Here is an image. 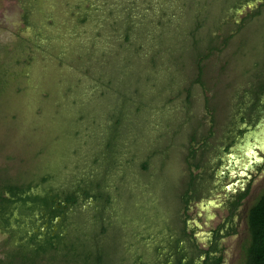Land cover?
Wrapping results in <instances>:
<instances>
[{
	"label": "rangeland",
	"instance_id": "rangeland-1",
	"mask_svg": "<svg viewBox=\"0 0 264 264\" xmlns=\"http://www.w3.org/2000/svg\"><path fill=\"white\" fill-rule=\"evenodd\" d=\"M223 2L224 5L221 4ZM242 2L0 0V82L6 86L0 97V184L6 179L16 185L24 180L28 182L34 174H46L47 171L41 170L47 167L49 170L55 169L61 181L66 177L67 183L71 181V173L76 170H96L87 157L91 146L82 142L88 134L85 130L91 132L93 129L92 121H79L77 130L82 132L78 135L79 139L75 140L69 135V124L74 129L77 125L72 112L76 104L72 102L81 99L90 118L97 114L98 118L101 114L103 118L102 110L107 106L105 99L111 98L113 92L108 90V86L97 82V79L102 73L114 71L108 64L102 66L106 59H118L115 55H119H114V51L120 53L116 44L122 40L120 35L123 28L119 30L117 24L123 20L127 7L131 6L137 24L131 39L143 44L137 56L142 57L141 61H149L152 51L145 44L152 39L154 30L159 31L166 26L165 19L169 18L173 10L177 11L173 19L185 23L195 9L205 6L209 20L205 21L204 16H201L199 20L204 26L196 33L189 27L182 35L180 27L175 31L178 46H189L193 39L200 37L207 39L204 46L197 45V49L203 53L199 60L202 68L200 82L203 85L197 82L199 71L196 61L187 57L188 51L181 54L172 47L174 53L171 58L170 53H159V62L156 64L161 75L160 81L156 88L153 87L155 84L145 88L146 99L151 100L144 99L147 106L134 119L128 135L125 134L123 150L114 155L117 166L110 179L114 183L120 182L125 194L134 193L133 200L144 207L150 205L149 199L153 195L145 190L147 184L144 181H152L158 188L170 181L172 194H167L162 200L167 201L165 203L176 216L175 223L178 224L180 213L183 212L180 183L183 188L189 180L184 158L188 153L190 135L194 134L195 161L200 164L193 174L198 198L190 205L187 224L189 228L195 229L199 246H204L210 232L221 226L229 215L223 204L228 196L226 189L234 192L246 183L244 177H240L241 185L236 183V186H232L231 182L238 178L236 174L242 171L230 169L232 158L229 155L240 157L241 150L237 147L245 140L257 146L248 132L259 135L264 130V113L257 116L254 112L259 107V101L264 102V96L257 88L264 79V31H261L258 21L263 19L264 10L262 7L263 14L260 17L249 16L248 13L253 12L249 9H254V5L249 4L247 9L242 6ZM83 18L85 21H82ZM173 32L174 29L171 34ZM228 36L231 37L226 39ZM105 37H108L107 42L103 41ZM103 44V49L108 51L104 55L100 53ZM171 80L174 81V87H169L171 90L157 93L161 87H167V81ZM102 89L107 93L104 101L96 94ZM243 116L252 120V123L244 125L240 121ZM167 120L170 121L168 124ZM99 131L98 128L95 134H101ZM232 133L236 141L226 151ZM259 137L264 138V135L260 134ZM204 138L206 142L203 144ZM74 148H80L81 151L74 154ZM54 150L56 152L53 154L51 151ZM252 151L256 157L262 158L258 162L264 166V149L263 154L256 148H252ZM148 155L153 156L150 168L141 171L140 176L144 179L138 181L134 177L136 172H140L139 162ZM240 159L241 162L236 164L239 169L253 160ZM38 166L42 169H38ZM162 167L163 171L160 170ZM225 168L233 171L230 178L221 184ZM122 170L126 182L121 180ZM34 181L38 182V179ZM38 188L34 187L32 191L40 192ZM263 188L264 169L250 183L248 196L233 219L235 234L221 240L224 264H243L248 240L245 215ZM125 194L123 199L127 201L128 196ZM89 214V210L83 206L76 217L85 221ZM153 228H150L151 231ZM23 229H27V223ZM128 229V225L124 226L121 237L131 238ZM17 243L16 240L8 242L6 229L0 227V260ZM149 243L147 248L150 250L152 244ZM112 248L111 243H105V249Z\"/></svg>",
	"mask_w": 264,
	"mask_h": 264
},
{
	"label": "trees",
	"instance_id": "trees-1",
	"mask_svg": "<svg viewBox=\"0 0 264 264\" xmlns=\"http://www.w3.org/2000/svg\"><path fill=\"white\" fill-rule=\"evenodd\" d=\"M221 4L224 5V2ZM241 4L247 9L249 4L254 5V9H249L253 11L248 13L249 16L260 17V14H263L261 8L263 7L264 10V0H243ZM237 6L239 5L235 7ZM127 8L123 20L117 24L119 30L123 28L120 35L122 40L118 44L113 42L118 46L117 49L120 52L114 51V55L115 53L119 55H115L118 59H106L105 65L102 66L106 67L108 64L114 71L102 73L97 79V82L108 86V90L114 94V96L111 95V98L105 99L106 91L102 89L99 90V93L95 92L99 99L103 101L105 99L107 102L106 109L103 107L102 110L103 118L101 119L102 114L99 118L98 114L90 118L85 110L86 107L80 101L81 99L72 102L76 104V109L72 112L77 125L74 129V126L69 124V135L75 140L79 139L78 135L82 133L81 130H77L79 121L83 120L82 122H84V119L92 121L94 130L92 129L90 132L87 127L88 130L85 131L88 134L82 142L89 143L91 146L87 157L96 166V170L90 172L76 170L73 174L71 173V181L67 183L66 177L61 181L57 171L49 170L47 167L41 170L47 171L46 174H34L33 178H29L31 180L28 179V182L24 180L16 185L12 184L10 179H6L1 183L0 227L6 229L11 239L19 243L6 254L3 260H0V264H223L225 262L221 239L235 234L233 217L242 200L249 193L250 184L242 192L237 191L231 202L227 201L226 205L230 214L225 220V227L220 226L212 230L207 243L200 247L199 240L194 234L195 229L189 228L187 224L190 205L198 198L193 174L200 168V164L195 161L196 137L194 134L190 135L188 153L184 158L187 163L189 180L183 188L180 183L182 189L180 200L183 212L180 213L178 224L175 223L176 216L169 211L168 205L165 203L167 201L163 202L162 200V197L172 194L170 181L159 185V188L152 181H144L147 184L145 190L153 194L149 199L151 200L150 205L144 207L135 202V199L133 200L134 193L125 194L119 185L120 182L114 183L110 180L113 177V169L117 166L114 155L123 150L125 134L128 135L129 129L134 124V119H137L140 111H143L147 106L144 100L147 95L145 88L153 84H155L153 87L156 88L160 81L161 75L157 69L158 64H156L159 62L157 58L159 53L161 51L170 53L171 58L174 53L172 47L181 54L188 51L187 57L196 61L199 71L197 82L202 84L200 82L202 68L199 60L203 53L197 49V45H203L207 39L200 37L193 39L189 46H178L179 40L175 36V31L180 27L182 35L189 27L193 33H196L204 26V23L201 24L199 20L201 16H204L205 21L209 20L205 6L195 9V12L191 13L189 21L187 18L185 23L183 21H178V23L176 19H173V16L177 14V11L173 10L169 18L165 19L166 26L159 31L154 30L152 39L145 44L152 51V55L148 58L149 61H141L142 57L139 58L137 52L140 51L139 47L143 44L131 39L137 24L134 22L131 6ZM166 11L169 13L168 10ZM82 21H85V18ZM258 21L261 31H264V17ZM171 22L175 25L170 26L173 24ZM172 29L174 32L171 34ZM238 31H240V25ZM230 37L228 36L226 39ZM107 39L108 37H105L103 41L107 42ZM103 48L104 44L101 46L100 53L107 54L108 51ZM210 49L216 50L214 47H210ZM5 82L6 80H4ZM1 84L2 82H0V97L6 88ZM173 84L174 81H167V87L159 86L161 88L157 93L161 94L166 89H170V86L174 87ZM257 88L264 96V79ZM146 100L149 101L151 98ZM242 120L244 122V118ZM169 122L167 120L166 123ZM211 122L213 123V119ZM248 122L252 123V120L248 119L246 124ZM98 128L101 134L96 135ZM211 133L210 131L209 135ZM202 142L204 144L206 138ZM74 149V154L81 151L80 148ZM51 152L54 154L56 151ZM152 157L148 155L139 162L140 170L138 168V171L140 172H136V175L139 174L138 177L135 175L136 180L144 179L140 176L141 171L149 170ZM40 168L42 169L38 166V169ZM160 170L163 171V167ZM124 176L125 172L123 171L121 174L123 182L126 180ZM35 179H38V182L34 181ZM34 187H40L41 191L33 192L32 188ZM6 194L11 198L14 197V200L7 198ZM124 194L128 196L127 201L123 199ZM15 202L17 205H13ZM83 206H86L90 212L89 218L85 221L81 220L79 216L76 217L79 208ZM13 209L18 212L17 217L13 215ZM24 216L26 217L24 218ZM245 218L248 240L242 263L264 264V188L247 209ZM25 223H27L28 232L22 228ZM43 225H46L45 229H42ZM126 225L129 227L128 232H131V238L121 237V232ZM14 226L17 228H12ZM54 226H56V230ZM150 228H153V231ZM129 239H133V241H129ZM106 242L107 244L111 243L113 248L105 249ZM149 242L152 244L150 250L147 248Z\"/></svg>",
	"mask_w": 264,
	"mask_h": 264
},
{
	"label": "flooded vegetation",
	"instance_id": "flooded-vegetation-1",
	"mask_svg": "<svg viewBox=\"0 0 264 264\" xmlns=\"http://www.w3.org/2000/svg\"><path fill=\"white\" fill-rule=\"evenodd\" d=\"M258 103V102H257ZM255 115H259V114H262V113H264V102L263 101H259V107H256L255 108ZM242 118H244V125H246L245 123H246V121H247V119L243 116V117H241L240 118V121L241 122H243V120H242ZM246 129V128H245ZM240 131V129L237 131V132H239ZM255 132H251V131H249L248 132V134L249 135H251V140H253V141H255V142H257V146L256 145H254V144H251L250 145V143H248L249 144V146H247L246 145V140L244 141V142H242L241 143V145H239V147H237V149H239V150H241L240 151V157H234V156H232V155H229V158H232V160H231V168L230 169H232V168H235L236 170H238V171H242V173H240V174H236V177H238L237 179H234V182H231L233 185L232 186H236V183H238V185H241V183H242V180L240 179V177H244L243 178V180H245L246 181V183L244 184V187L242 188H238V189H236V191H234V192H231L228 188L226 189V194H228V196H226L225 197V202L223 203L224 204V207L225 208H227V212H228V214H230V212H229V208H228V206L226 205V203H228V202H231L233 199H234V196H235V193L238 191V192H242L244 189H245V187L246 186H248L250 183L252 184V182L254 181V179H255V177H256V175H258L259 173H261L262 172V170L264 169V166H260L259 165V162L258 161H260L262 158H260V157H256V155L254 156V152L252 151V148H256L260 153L262 152V154H263V151H262V149H264V138H262V137H259V135L261 134V132H259L258 134L259 135H253ZM262 134L264 135V130L262 131ZM234 136V133H232V134H230L229 135V143L228 144H226V146L228 145V149L226 150V147H225V150L226 151H228L229 150V148H230V146L233 144V143H235V141H236V139L233 137ZM238 137V136H237ZM248 137V136H247ZM252 152L254 153L253 155H252ZM240 158H245L246 160H249V159H253V160H250V161H248L247 162V164L246 165H243V166H241L240 167V169L237 167V165L236 164H238L239 162H241L240 160ZM255 160V161H254ZM258 163V164H257ZM230 169H228V168H225V171H226V173L225 174H223L222 175V182H221V184H224L225 183V180H227V179H229L230 178V174L232 173V171L230 170ZM238 180V181H237ZM215 189H217V191H219L220 190V188H215ZM247 196H248V194H247ZM247 196L242 200V203H241V205L238 207V210H237V212H236V214L238 213V211H239V209H240V207L242 206V204L244 203V201H245V199L247 198ZM6 197L7 198H10L11 200H14V197L13 198H11V196H9L8 194H6ZM228 201V202H227ZM210 204V203H209ZM13 205H17L16 204V202L15 203H13ZM12 213H13V215L15 216V217H17L18 216V212L15 210V209H13V211H12ZM236 214H235V216H236ZM229 216V215H228ZM234 216V217H235ZM234 217H233V219H234ZM58 220V219H57ZM225 225H226V223L224 222L221 226L222 227H225ZM45 227H46V225H43L42 226V229H45ZM220 227V226H219ZM23 228V227H22ZM54 229L56 230V226H54ZM25 230H27V229H25ZM27 232H28V230H27ZM224 238V237H223ZM222 238V239H223ZM221 239V240H222ZM11 236L10 235H8V242H11ZM183 264V263H182ZM224 264V263H223Z\"/></svg>",
	"mask_w": 264,
	"mask_h": 264
},
{
	"label": "water",
	"instance_id": "water-1",
	"mask_svg": "<svg viewBox=\"0 0 264 264\" xmlns=\"http://www.w3.org/2000/svg\"><path fill=\"white\" fill-rule=\"evenodd\" d=\"M261 134H262V132H261ZM253 135H256V134L254 133ZM246 145L249 146V144H248L247 141H246ZM253 154H254V153L252 152V155H253ZM254 156H255V154H254Z\"/></svg>",
	"mask_w": 264,
	"mask_h": 264
}]
</instances>
